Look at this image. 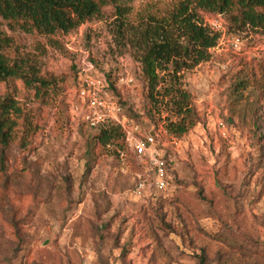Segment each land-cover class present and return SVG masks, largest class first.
Wrapping results in <instances>:
<instances>
[{"label": "rangeland", "instance_id": "1", "mask_svg": "<svg viewBox=\"0 0 264 264\" xmlns=\"http://www.w3.org/2000/svg\"><path fill=\"white\" fill-rule=\"evenodd\" d=\"M150 1L128 5L140 10ZM200 16L220 18L224 31L207 61L181 73L197 122L175 141L160 138L169 185L141 194L127 142L102 146L67 103L86 54L98 76L114 81L133 138L174 118L164 108L150 114L133 35L122 34L116 7L50 36L0 17L12 43L7 55L29 57L49 82H0V96L13 95L24 109L14 140L0 144V264H199V256L205 264H264V28ZM234 34L239 49L228 42ZM242 80L248 87L237 91Z\"/></svg>", "mask_w": 264, "mask_h": 264}, {"label": "trees", "instance_id": "2", "mask_svg": "<svg viewBox=\"0 0 264 264\" xmlns=\"http://www.w3.org/2000/svg\"><path fill=\"white\" fill-rule=\"evenodd\" d=\"M130 1L0 0V17L26 33L50 36L68 33L99 14L103 6L114 5L122 34L133 35L131 41L137 48L152 105L149 112L169 110L174 118H167L164 128L178 139L197 122L191 94L182 86L181 73L207 61L210 49L219 40V34L203 22L200 11L225 15L239 29H259L264 28V0H152L140 10H133L128 5ZM11 45L10 38L0 29V82L18 79L26 87L49 85L29 57L7 55L5 50ZM106 76L113 89L114 81L109 74ZM247 87L248 82L242 80L236 90ZM23 114V107L13 95L0 96V144L4 148L14 140ZM94 130L99 132L98 143L102 146L120 138L126 141L125 131L119 125L106 124ZM199 264H205L203 256H199Z\"/></svg>", "mask_w": 264, "mask_h": 264}, {"label": "built area", "instance_id": "3", "mask_svg": "<svg viewBox=\"0 0 264 264\" xmlns=\"http://www.w3.org/2000/svg\"><path fill=\"white\" fill-rule=\"evenodd\" d=\"M213 32L224 31L220 18H213L205 22ZM228 42L234 49L242 45L241 36L234 34L229 36ZM77 79L72 89V95L67 103L71 119L79 124L95 129L101 125H119L126 132V142L133 151L140 171L137 175L135 192L141 194L144 191L165 189L170 182L169 159L165 156L164 146L166 141L160 138L168 137L175 141L165 128L152 130L146 136L133 138L128 123L127 115L119 98L113 92L109 80L104 75L98 76L93 61L83 54L76 63ZM120 82L128 83L125 77L119 78Z\"/></svg>", "mask_w": 264, "mask_h": 264}]
</instances>
